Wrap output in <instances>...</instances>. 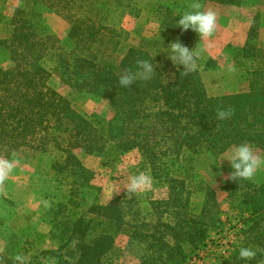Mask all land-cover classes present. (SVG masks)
<instances>
[{"label":"trees","instance_id":"obj_1","mask_svg":"<svg viewBox=\"0 0 264 264\" xmlns=\"http://www.w3.org/2000/svg\"><path fill=\"white\" fill-rule=\"evenodd\" d=\"M20 1L8 20L10 33L0 38V55L5 53L8 60L7 66L0 61V156H36L52 149L60 154L51 168L61 176L63 196L47 210L50 239L62 247L74 242L66 249L73 259L67 264H107L118 234L143 244L139 264H183L188 257L185 245L204 246L220 223L216 191L197 179L194 155L217 157L242 143L264 152V46L258 44V14L232 55L245 74L246 89L209 96L200 67H212L211 59L200 60L198 70L185 76L183 66L168 57L172 42L179 40L192 50L196 39L195 31H182L176 23L184 13L176 10L177 1L166 6L158 1L157 37H141L137 44H131L129 33L116 23L124 15L117 9L129 7L131 0ZM199 1L238 6L243 0ZM41 9L67 21L64 37L49 29ZM48 58L63 84L106 99L111 119L86 118L51 88L44 66ZM137 59L152 62L156 75L137 80L131 89L121 88V72L136 71ZM228 107L235 110L231 119L216 120L217 109ZM76 150L104 159L103 164L137 150L141 165L165 186L166 196L129 198L125 192L99 203L95 175ZM221 189L247 239L219 264L263 261V241L252 260L240 259L239 250L264 238V181L228 179ZM195 191H203L199 209L192 207ZM41 252L56 256L54 249ZM4 256L13 264L12 256Z\"/></svg>","mask_w":264,"mask_h":264},{"label":"rangeland","instance_id":"obj_2","mask_svg":"<svg viewBox=\"0 0 264 264\" xmlns=\"http://www.w3.org/2000/svg\"><path fill=\"white\" fill-rule=\"evenodd\" d=\"M158 1H162L165 6L177 1V11L179 9L182 12L192 11L189 8L192 0H131L129 7L117 9V13L124 15L116 20L117 26L129 33L131 44H137L141 37L147 40L157 37ZM20 2V0H0V38L10 33L8 20ZM199 2L202 10L211 9L217 14L216 32L211 40L200 41L198 33L195 32L196 39L193 46L194 49L197 47V50H203L200 59L202 62L208 58L212 60V67H200L207 94L221 96L245 90L247 87L245 74L232 55L243 44L251 20L256 14L260 25L258 44L264 46V0H243L238 6L219 5L210 1ZM39 11L43 13L44 22L49 29L56 36L64 37L69 26L67 21L51 11L45 9ZM130 11L131 16L128 14ZM209 43L212 47L208 46ZM6 57L7 55L1 52L0 61L3 66L8 64ZM229 65L235 69L234 72L227 70ZM44 66L50 72L49 86L67 97L71 105L83 116L90 118L98 115L106 120L111 119L113 113L106 99L76 92L63 84L54 68L52 58L46 59ZM251 147L257 153L264 155V152L258 148ZM76 153L95 175L93 183L100 189L99 203L109 202L114 197L127 192L129 176L143 172L151 177L148 169L141 165V157L137 150L125 153L106 164H103L105 160L100 157L85 155L79 150H76ZM26 154L30 155V153ZM228 154L229 150L217 157L208 153L194 155V172L197 179L216 191L221 208L220 223L210 231L209 239L204 246L194 249L190 245H185L188 257L183 264H219L222 257H227L236 245H241L247 239L242 232V221L236 211L229 208L225 192L221 189L222 184L228 181L226 177L231 170L230 162L221 160ZM10 159H15L18 163L6 181L4 191L0 193V249H3V254L7 257H14L18 253L24 254L29 258L30 264L72 263L73 259L66 249L73 247L74 242L68 244L69 247L55 243V240L50 239V227L45 221L46 216H50L47 210L63 196L61 186L58 184L61 176L51 168L53 162L61 160L60 154L52 149L36 156L17 155ZM252 181H264V168L257 171ZM134 196L142 199L145 196L162 199L166 196V189L152 178L151 189ZM44 200L49 201L51 207L45 208L42 203ZM202 200L203 191H195L191 197L192 207L199 209ZM261 241L264 242V238L259 236L256 240L257 244L252 248H261ZM115 245V254L107 264H139L144 252L143 244L126 235L118 234ZM44 249H54L56 256H53L52 252L42 253ZM256 264H264V259Z\"/></svg>","mask_w":264,"mask_h":264},{"label":"clouds","instance_id":"obj_3","mask_svg":"<svg viewBox=\"0 0 264 264\" xmlns=\"http://www.w3.org/2000/svg\"><path fill=\"white\" fill-rule=\"evenodd\" d=\"M192 11H186L180 15V19L176 22L182 31L191 29L198 33L200 41H210L214 36L217 27V14L215 11L208 9L202 10V5L199 0H192L189 5ZM170 45L169 59L175 65L183 66V74L188 76L194 73L199 68V61L202 56L203 50L195 49L190 50L184 46L179 40L172 42ZM212 47L211 43L208 45ZM136 71L125 69L119 76V85L121 88L131 89L132 85L137 80L149 81L156 75L155 68L152 62L146 59H137ZM229 72H234L232 66H228ZM234 109L218 108L216 111L215 119L218 121H225L231 119L234 115ZM230 162L231 171L226 179L232 181H251L255 178L258 170L264 168V155L254 151V149L247 143L232 146L229 149V154L226 158ZM18 161L0 156V193L4 191L6 181L14 172ZM152 187V178L141 172L129 176L127 183V194L130 198L138 193H143L150 190ZM45 208L51 207V203L47 200L42 201ZM257 252L251 247H242L239 250V257L242 260H252L256 257ZM13 264H30L29 258L24 254H16L11 257ZM0 264H7V260L3 254V249H0Z\"/></svg>","mask_w":264,"mask_h":264}]
</instances>
